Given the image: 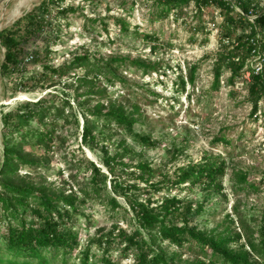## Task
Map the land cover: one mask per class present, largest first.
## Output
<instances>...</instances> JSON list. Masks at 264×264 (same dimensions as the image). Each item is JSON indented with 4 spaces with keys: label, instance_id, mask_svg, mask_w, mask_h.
<instances>
[{
    "label": "trees",
    "instance_id": "16d2710c",
    "mask_svg": "<svg viewBox=\"0 0 264 264\" xmlns=\"http://www.w3.org/2000/svg\"><path fill=\"white\" fill-rule=\"evenodd\" d=\"M65 1L41 0L0 30V44L5 50L0 74L8 100L48 90L1 113L0 264H70L74 258L73 264H115L110 255L112 249H118L119 262L131 258L127 264H264V211L255 229L247 230L241 222L245 226L243 233L229 227L221 232L200 227V217L214 213V200H227L226 159L206 154L200 161L176 167L173 174L161 173L162 177L155 180L156 169L148 160L130 162L143 154L136 152L128 139L148 150L159 144L151 133L136 130L137 109L130 112L117 101L91 106L89 100L83 99L86 95L106 93L93 92L95 81L109 74L118 78L114 63L116 67L132 63L146 73L157 71L158 64L130 58L103 61L88 52L69 63L53 64L51 55L61 39V21L76 11ZM151 1L161 8L160 18L181 13L191 3L198 11L214 6L223 13L213 62V87H219L224 73H229L228 85L244 81L252 114H257L264 99V7L255 0ZM116 22L123 31L129 30L123 18ZM193 31H199L198 27H193ZM136 34L150 41L156 50L158 38L138 30ZM32 44L36 47L30 48ZM79 69L84 74L78 81L89 92L69 90L73 87L68 84L69 79ZM197 69V65L189 66L185 75L180 66L177 84L182 92L187 84H194ZM247 73L249 79L245 77ZM108 79L111 85H117ZM70 126L79 132L81 147L94 151L100 148L102 167L85 156L73 155L71 169L75 174L67 190L55 187L41 171L48 168L51 153L65 146ZM110 128H118L125 135L116 143L118 150L114 153L106 144ZM220 141L228 140L217 135L215 142ZM250 176L245 170L235 172L236 188L258 192L264 185V174L257 184L251 182ZM181 189H198L202 196L194 200L171 194ZM89 202L102 205L113 218L124 212L130 230L113 222L83 247L75 227ZM163 244L176 250L196 245L204 259L183 260L179 252L170 253ZM94 246L102 250L100 257L92 252Z\"/></svg>",
    "mask_w": 264,
    "mask_h": 264
},
{
    "label": "rangeland",
    "instance_id": "374dc122",
    "mask_svg": "<svg viewBox=\"0 0 264 264\" xmlns=\"http://www.w3.org/2000/svg\"><path fill=\"white\" fill-rule=\"evenodd\" d=\"M40 2L41 0H0V30L10 26ZM255 2L264 7V0ZM65 4L73 6L76 11L61 21V39L53 46L54 53L51 55L56 66L69 63L85 52L92 58L97 57L103 61L130 58L143 60L147 64H158L157 71L150 70L146 73L132 63L120 67H116L117 64L114 63L118 78L123 81L109 74L108 77L95 81L93 89V92L104 91L105 94L94 93L83 98L89 100L91 106L117 101L130 112L137 109L136 117L139 122L136 130L151 133L159 144L157 148L148 150L128 139V144L136 152L143 154L128 160L133 164L140 158L148 160L156 169L155 180H158L162 177L161 173L173 174L176 167L190 161L198 162L206 154L222 156L229 167L224 179L227 200L215 199L212 206L214 213L200 217V227L220 232L229 227L236 233H243L245 226L247 230L257 228L264 211V185L258 192L236 188L233 177L238 170H245L251 174V182L257 184L264 174V99L260 102L257 114H252L244 81L239 80L234 86L228 85L229 73H224L219 87H213V62L219 48V26L224 21L223 13L214 6L198 11L195 4L191 3L181 13H171L167 18H160L161 8L151 0H66ZM236 11L239 12L240 9L236 8ZM117 18H123L129 24L127 32L120 28ZM193 27H198L199 31H193ZM136 30L158 38L156 50L152 49L150 41L137 35ZM35 47L36 44H32L30 48ZM4 52L0 44V65ZM193 65L198 66L195 82L187 84L186 90L182 92L180 84H177L180 66L186 75L189 66ZM83 74L84 71L79 69L69 79L68 84H73L69 89L71 92L78 89L80 93L89 92V88L82 87L78 81ZM108 78L113 79L117 85H111ZM46 92L48 90H37L8 100L0 74V154L3 147L1 113L16 106L21 100H34ZM80 119L83 121L82 117ZM68 128L65 146L51 153L48 168L41 171L55 187L67 190L72 186L71 176L75 174V170L71 169L75 160L73 155L85 156L102 167L100 148L94 151L81 147L79 132L73 126ZM108 132L110 139L106 144L110 152L114 153L118 150L116 143L125 138V135L118 128H110ZM217 135H223L228 141L216 143ZM36 152L42 154L41 151ZM171 194L194 200H199L202 196L198 189L174 190ZM119 199L125 204L122 198ZM83 212L84 215L79 217L75 227L82 238L83 247L101 230L109 229L113 222H119L120 227L127 230L131 228L124 219V212L121 211L113 218L97 202H89ZM242 242H245L244 239ZM163 247L170 253L179 252L183 260L204 259L196 245L188 244L182 250H176L167 244H163ZM92 252L100 257L102 250L94 246ZM110 255L115 264L132 262L131 258L119 262L118 249H112ZM73 262L75 258L70 264Z\"/></svg>",
    "mask_w": 264,
    "mask_h": 264
},
{
    "label": "built area",
    "instance_id": "2783aa9c",
    "mask_svg": "<svg viewBox=\"0 0 264 264\" xmlns=\"http://www.w3.org/2000/svg\"><path fill=\"white\" fill-rule=\"evenodd\" d=\"M246 78L249 79V73L247 74Z\"/></svg>",
    "mask_w": 264,
    "mask_h": 264
},
{
    "label": "bare ground",
    "instance_id": "6f19581e",
    "mask_svg": "<svg viewBox=\"0 0 264 264\" xmlns=\"http://www.w3.org/2000/svg\"><path fill=\"white\" fill-rule=\"evenodd\" d=\"M23 95V94H22ZM25 95V94H24Z\"/></svg>",
    "mask_w": 264,
    "mask_h": 264
}]
</instances>
